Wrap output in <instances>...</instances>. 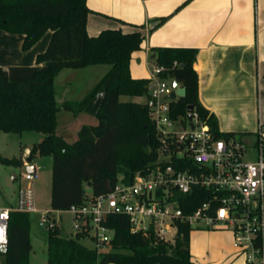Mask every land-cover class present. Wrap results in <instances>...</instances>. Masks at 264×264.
<instances>
[{
	"label": "trees",
	"instance_id": "obj_1",
	"mask_svg": "<svg viewBox=\"0 0 264 264\" xmlns=\"http://www.w3.org/2000/svg\"><path fill=\"white\" fill-rule=\"evenodd\" d=\"M88 0H0V29L24 35L23 49H30L48 30L53 32L45 52L35 65L0 66V131L42 132L43 139L27 156L52 157L51 207L66 211L85 199V184L95 195L111 191L120 178L132 183L138 172L148 169L158 157L160 140L145 102L121 99L123 95L147 96L148 77L131 74L132 54L141 49L140 31L121 28L90 35ZM156 64L161 75L174 79L186 95L171 106L174 115H185L189 106L198 112L220 138L234 137L221 132L216 115L199 99V75L195 69L198 50L193 47H159ZM177 63V65H175ZM110 64V71L81 100L65 102L63 108L75 114L95 115L97 125H84L79 138L67 142L57 133L55 77L64 68ZM22 158L0 154L1 164H22ZM186 212L194 211L211 197L210 189L197 186L180 196ZM31 213L12 211L9 221L5 264H30L32 251ZM115 229L113 250L98 252L82 240L84 235L64 237L58 225L48 228V264H199L190 250L191 227L181 224L174 243L154 234L134 233L123 215L110 217ZM256 246L263 248L262 234Z\"/></svg>",
	"mask_w": 264,
	"mask_h": 264
},
{
	"label": "crops",
	"instance_id": "obj_2",
	"mask_svg": "<svg viewBox=\"0 0 264 264\" xmlns=\"http://www.w3.org/2000/svg\"><path fill=\"white\" fill-rule=\"evenodd\" d=\"M88 5L92 10L87 20L90 35L109 28L143 34L141 49L131 58V74L135 78H150L156 65L151 56L159 47L196 48L201 103L216 115L221 132L234 133L249 147L256 145L258 132L264 129V0H88ZM52 35L48 30L24 50L23 34L0 29V66L35 65ZM110 69V64L64 68L55 77L60 108L57 133L67 142H75L84 125H97L99 120L88 112L75 114L65 110L63 104L81 101ZM94 74H100L95 82L91 80ZM174 82L169 80L170 85ZM145 100L146 96L133 97V101ZM29 167L36 169L29 172L37 173L36 163ZM261 207L264 253V199ZM38 209L40 213L47 208ZM219 239L215 248L219 256L212 262L204 260L206 264H246V254L236 251L233 239L222 242L221 234Z\"/></svg>",
	"mask_w": 264,
	"mask_h": 264
},
{
	"label": "built area",
	"instance_id": "obj_3",
	"mask_svg": "<svg viewBox=\"0 0 264 264\" xmlns=\"http://www.w3.org/2000/svg\"><path fill=\"white\" fill-rule=\"evenodd\" d=\"M163 69L153 66L144 101L160 140L157 159L146 171L138 172L132 183L120 178L107 193L85 191L83 203L69 209L74 236L83 234L98 252L109 250L115 234L110 225L114 215L126 216L134 233L154 234L172 243L181 224L192 230L228 227L246 254V264H264L263 248L255 240L263 227L264 129L259 130L256 145L249 147L236 137H218L193 109L175 116L171 103L179 97H169L173 85L161 75ZM36 177L32 172L25 176L29 182ZM197 186L210 189L211 197L186 212L180 196ZM35 199L28 185L20 188L16 207H0V254L8 251L11 212H39ZM53 212L40 211L39 225L55 227Z\"/></svg>",
	"mask_w": 264,
	"mask_h": 264
},
{
	"label": "rangeland",
	"instance_id": "obj_4",
	"mask_svg": "<svg viewBox=\"0 0 264 264\" xmlns=\"http://www.w3.org/2000/svg\"><path fill=\"white\" fill-rule=\"evenodd\" d=\"M134 73V66L132 68ZM91 73V72H90ZM91 80L95 82L98 80L100 74H94ZM133 76V75H132ZM60 86V85H58ZM122 100H133V97L123 95ZM99 121H97L98 123ZM96 122L93 124H97ZM40 136H44L42 132H25L23 134L5 133L0 131V154L9 158H22L23 162L20 165L16 164H1L0 163V207L17 206L19 201V190L21 187L32 186L35 194L36 204L39 208H47L53 210L51 207V185H52V161L49 156H38L33 160H27L31 148L38 144L41 140ZM237 139H239L237 137ZM253 156V155H252ZM37 164V177L32 180H26L25 176L29 173L28 167ZM85 191L92 193L90 185L85 184ZM55 214L57 225L60 233L64 237L74 236L72 214L69 210L53 212ZM41 213H31V242L32 251L30 254V264H47L48 260V229L39 225ZM209 234L208 236H206ZM223 237L222 242L233 239L236 251H242L239 247L234 232L228 227L200 230L193 228L190 234V248L194 260L201 264H206L204 260L209 262L214 261L215 256H219L215 252L218 246L217 241ZM231 235V236H230ZM220 240V239H219ZM82 242L88 247L93 248L94 244L88 240L83 239ZM109 250H113L111 247ZM211 251V254H210ZM212 254H214L212 256ZM3 256L0 255V264H3Z\"/></svg>",
	"mask_w": 264,
	"mask_h": 264
},
{
	"label": "water",
	"instance_id": "obj_5",
	"mask_svg": "<svg viewBox=\"0 0 264 264\" xmlns=\"http://www.w3.org/2000/svg\"><path fill=\"white\" fill-rule=\"evenodd\" d=\"M158 56H159V53L156 52V53H154V54L151 56V59L154 60V59L158 58ZM168 94H169V97H170L172 100H176L177 97L181 98V97H184V96L186 95V89H185V87H183L179 82L175 81V82L173 83V88L169 90ZM188 109H189V110H192V106H189ZM188 117H189V119L191 120V119H192V114L190 113V114L188 115ZM30 168H31V167H28V171H32V172H35V171H36L35 167H32L31 169H30Z\"/></svg>",
	"mask_w": 264,
	"mask_h": 264
}]
</instances>
